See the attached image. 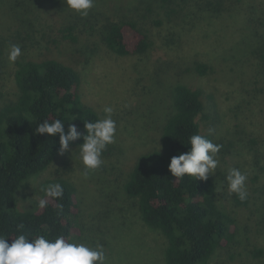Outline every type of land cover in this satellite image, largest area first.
<instances>
[{
    "label": "rangeland",
    "instance_id": "1",
    "mask_svg": "<svg viewBox=\"0 0 264 264\" xmlns=\"http://www.w3.org/2000/svg\"><path fill=\"white\" fill-rule=\"evenodd\" d=\"M173 8L176 13L168 16ZM235 10L221 14L218 0H95L81 17L66 0H0V108L20 94L16 62L50 50L78 70L84 104L100 117L104 106H112L118 125L100 169L84 178L79 146L70 145L20 185L18 208L34 211L42 185L67 179L81 202V232L72 240L103 244L108 264H167V238L144 221L125 183L138 156L159 145L175 112V88L185 85L207 98L209 117H198L201 130L223 145L211 175L215 200L238 224L234 241L219 248L210 264H264V0H241ZM125 20L151 30L154 45L147 53L122 56L106 44L105 24ZM73 24L76 41L62 32ZM48 39L56 43L50 46ZM11 43L22 48L14 64L8 61ZM198 63L208 66L206 74L199 73ZM231 167L248 173L246 204L228 192Z\"/></svg>",
    "mask_w": 264,
    "mask_h": 264
},
{
    "label": "trees",
    "instance_id": "2",
    "mask_svg": "<svg viewBox=\"0 0 264 264\" xmlns=\"http://www.w3.org/2000/svg\"><path fill=\"white\" fill-rule=\"evenodd\" d=\"M167 2L168 0H163ZM241 0H218L221 14L235 12ZM173 10L167 12L169 16ZM14 21L20 22L13 16ZM76 26H66L64 38L76 41ZM104 41L122 56L147 53L154 45L150 29L137 20L109 21L102 32ZM21 38L24 44L27 39ZM54 41V42H53ZM47 40L53 46L56 41ZM47 51L32 59L19 60L14 65V79L20 94L17 100L0 108V234L15 236L20 231L33 235L47 234L49 238L64 235L69 240L81 227L78 219L81 202L76 186L67 179L49 181L64 186L61 200L49 198L48 206L34 211L20 210L17 192L31 176L50 167L58 157L59 136L35 132L44 120L62 119L84 129V121L101 118L93 108L84 104L81 76L72 64H67ZM197 70L206 74L208 66L198 63ZM201 89L185 85L175 88V112L160 135L159 145L140 154L125 183L128 196L136 199L144 221L160 230L168 240L167 264H210L219 248L230 245L237 236L235 216L223 210L215 200V182L197 181L185 175L175 179L168 170L174 155L190 148L189 137L203 133L198 120L206 113L207 98ZM75 120V121H74ZM82 140L76 141L79 146ZM237 202H241L236 196ZM57 205H63L61 211ZM257 255L261 254L258 249Z\"/></svg>",
    "mask_w": 264,
    "mask_h": 264
},
{
    "label": "clouds",
    "instance_id": "3",
    "mask_svg": "<svg viewBox=\"0 0 264 264\" xmlns=\"http://www.w3.org/2000/svg\"><path fill=\"white\" fill-rule=\"evenodd\" d=\"M68 8L87 17L95 7V0H66ZM22 55L19 44L8 46V61L15 63ZM103 116L95 121H84V129L78 131L75 123H66L56 118L39 123L35 132L43 135L59 136L58 155L63 156L70 150V145L78 140L79 159L83 165L82 175L87 178L92 172L104 164L103 154L109 145L116 143L118 134L117 121L113 119L114 108L103 107ZM75 121V120H74ZM190 148L186 152L174 155L170 159L168 170L175 179L185 175L197 181H207L218 168V154L222 144L202 134L189 137ZM229 194H236L241 202L248 199V173L239 168L231 167L226 175ZM31 183V182H29ZM43 198L38 200V207L48 206L49 198L61 200L64 197V186L59 182H51L41 186ZM62 211L63 205H57ZM24 225H18L19 234L5 236L0 234V264H108V257L103 244H89L77 240H69L64 235L52 239L47 234L33 235L31 232L20 231Z\"/></svg>",
    "mask_w": 264,
    "mask_h": 264
}]
</instances>
